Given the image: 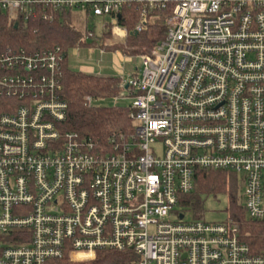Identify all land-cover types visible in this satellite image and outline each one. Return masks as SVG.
Here are the masks:
<instances>
[{
    "label": "built area",
    "instance_id": "1",
    "mask_svg": "<svg viewBox=\"0 0 264 264\" xmlns=\"http://www.w3.org/2000/svg\"><path fill=\"white\" fill-rule=\"evenodd\" d=\"M131 8V34L159 12L166 31L120 81L133 131L109 150L58 126L59 45L0 46V264L89 262L103 249H130L136 264H264L231 217L183 209L197 169L228 171L247 217L264 222V0H0L16 23L78 14L82 42L96 38L90 21L126 37Z\"/></svg>",
    "mask_w": 264,
    "mask_h": 264
},
{
    "label": "trees",
    "instance_id": "2",
    "mask_svg": "<svg viewBox=\"0 0 264 264\" xmlns=\"http://www.w3.org/2000/svg\"><path fill=\"white\" fill-rule=\"evenodd\" d=\"M158 17L148 26V29L136 35L131 34L137 22L135 10L128 9L119 18V24L129 33L124 42L110 46V49L120 48L124 54L140 55L149 52L154 44L165 36V13L159 12ZM71 14L61 12L51 20H42L38 15L26 22L14 21L4 12L0 13V46L35 50L59 45L65 53L62 64L63 97L67 102L64 121L58 126L61 131H74L82 137H89L92 142L105 150L110 149L111 138L119 140L133 131V123L129 118L128 106H87L84 96L91 95L93 99L108 96H119L123 89L119 86V78L109 75H97L69 68L67 52L70 48L85 44L80 41L81 31L74 28ZM16 23V26H15ZM111 34L110 30L100 31V37ZM106 47V46H102ZM226 172L220 170L197 169L194 174V188L184 203L194 209L196 215L201 214L198 190L225 189ZM228 190L230 193V214L243 232H247L246 240L256 250L264 249V222L252 221L246 215L244 207L237 201V179L229 173ZM138 257L130 250L103 249L97 252L90 262H72L68 258L59 260L58 264H136Z\"/></svg>",
    "mask_w": 264,
    "mask_h": 264
},
{
    "label": "rangeland",
    "instance_id": "3",
    "mask_svg": "<svg viewBox=\"0 0 264 264\" xmlns=\"http://www.w3.org/2000/svg\"><path fill=\"white\" fill-rule=\"evenodd\" d=\"M75 15V16H74ZM77 15V16H76ZM106 19V18H105ZM106 20L109 21L107 18ZM71 21L74 28L78 29L82 33L83 21L78 14L71 16ZM89 25L94 28L95 37L93 39H87L85 44L77 47L70 48L67 52V65L74 70H82L92 72L99 75L116 76L120 75V68L123 67L125 75H130L135 68L140 71L141 64L139 55L127 56V60L122 59V51L117 49V55H114L112 49L109 47V51L100 53V49H104L102 45H111L118 42H122L123 38L121 33L112 30L111 34L107 37L101 38L100 27L90 21ZM110 27V25H109ZM114 27V26H113ZM112 27V28H113ZM102 44V45H101ZM123 44V43H122ZM120 84V82H119ZM124 95H119L115 99L114 96H108L105 98H98L92 100L93 106H128L132 103L133 97L124 92ZM86 96V95H85ZM91 96V95H90ZM92 97V96H91ZM226 172L225 189L219 190H198L197 197L200 200V211L202 217L209 222L223 221L229 217L230 210V193L228 190V171ZM233 174L237 179V201L242 205V191L241 176ZM193 192V191H192ZM243 206V205H242ZM185 211L184 218L191 219L194 216V209L190 205H184ZM90 262V261H89Z\"/></svg>",
    "mask_w": 264,
    "mask_h": 264
},
{
    "label": "crops",
    "instance_id": "4",
    "mask_svg": "<svg viewBox=\"0 0 264 264\" xmlns=\"http://www.w3.org/2000/svg\"><path fill=\"white\" fill-rule=\"evenodd\" d=\"M122 38H123L122 42H124V41H125V37H122ZM122 42H121V43H122ZM101 45H102V44H101ZM111 45H113V43H112ZM111 45H102V46H106V47H105L104 49H103V48L100 49V53H101V52L104 53V52H106V51H109V50H110L109 47H110ZM101 50H102V51H101ZM112 51H113L114 55H117V49H116V48H115V49H112ZM127 56H132V55H127V54H124V53L122 52V59H123L124 61L127 60ZM120 70H121V71H120V75L118 76V78H119V82L121 81V79L127 77V75L124 74L123 67H121ZM135 70H136V68H135ZM78 71H82V70H78ZM82 72L92 73V72H87V71H82ZM92 74H95V73H92ZM97 75H99V74H97Z\"/></svg>",
    "mask_w": 264,
    "mask_h": 264
},
{
    "label": "water",
    "instance_id": "5",
    "mask_svg": "<svg viewBox=\"0 0 264 264\" xmlns=\"http://www.w3.org/2000/svg\"><path fill=\"white\" fill-rule=\"evenodd\" d=\"M15 26H16V24H15ZM134 35H136V32L134 33Z\"/></svg>",
    "mask_w": 264,
    "mask_h": 264
}]
</instances>
